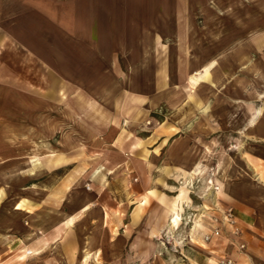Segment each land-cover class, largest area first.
<instances>
[{"label": "crops", "instance_id": "1", "mask_svg": "<svg viewBox=\"0 0 264 264\" xmlns=\"http://www.w3.org/2000/svg\"><path fill=\"white\" fill-rule=\"evenodd\" d=\"M186 179L176 264H264V0H0V264H155Z\"/></svg>", "mask_w": 264, "mask_h": 264}, {"label": "rangeland", "instance_id": "2", "mask_svg": "<svg viewBox=\"0 0 264 264\" xmlns=\"http://www.w3.org/2000/svg\"><path fill=\"white\" fill-rule=\"evenodd\" d=\"M8 98L13 100V96H7ZM14 111H12L13 113ZM13 115V114H12ZM12 115L10 112H8V117ZM123 124L126 125V122L123 121ZM125 127V126H124ZM41 130V128H40ZM187 180V179H186ZM189 179L187 180V183H184L182 185V188L180 189V199L182 198V202H184V205L179 208L177 205V210L174 212L179 215V218L181 220H178V226H167L165 229V232L167 233L165 240H162L163 244L166 246V251L160 256H157L155 264L159 263H167V264H175L177 259V252L176 249H178V246H181L182 236H184L186 233L189 232H195L198 230L197 225L199 227L202 226V218H203V212H205V209L197 206H192V202H199V199L195 193V183L193 182V186L191 187V182H189ZM179 184V183H178ZM180 186V185H178ZM182 193V195H181ZM206 194V193H205ZM202 196V195H199ZM209 197L204 196L202 200L207 201ZM173 201V198L170 199ZM188 202V204L186 203ZM174 204V202H172ZM205 203V202H204ZM175 208V207H174ZM184 242V241H183ZM164 264V263H163Z\"/></svg>", "mask_w": 264, "mask_h": 264}, {"label": "built area", "instance_id": "3", "mask_svg": "<svg viewBox=\"0 0 264 264\" xmlns=\"http://www.w3.org/2000/svg\"><path fill=\"white\" fill-rule=\"evenodd\" d=\"M192 183V182H191ZM193 184H191L192 187ZM86 188L89 189V186L86 185ZM214 190H217V187H214ZM214 208H218L217 205H214ZM219 217L213 218L211 221L213 223V227L208 234H205L202 238L203 243H209L212 239L219 238L224 232L225 229L229 231L233 237H239L241 235V229L239 223L232 212L231 208H226L222 210H218ZM240 250L245 248L244 244L238 245ZM30 250L26 251V255H29ZM219 264H232L231 260H219Z\"/></svg>", "mask_w": 264, "mask_h": 264}, {"label": "bare ground", "instance_id": "4", "mask_svg": "<svg viewBox=\"0 0 264 264\" xmlns=\"http://www.w3.org/2000/svg\"><path fill=\"white\" fill-rule=\"evenodd\" d=\"M222 9V8H221ZM237 12H238V9H237ZM236 12V13H237ZM234 14V13H233ZM228 15V14H227ZM239 16V15H238ZM230 17V16H229ZM230 19V18H229ZM179 50H180V48H179ZM156 209V208H155ZM158 209H156V211H157ZM180 218H179V215L177 214V212L175 213V212H173V214H171V216L169 217V223L171 224V226H178V223H177V221L179 220ZM181 220V219H180ZM168 228V227H167ZM176 264V263H175Z\"/></svg>", "mask_w": 264, "mask_h": 264}]
</instances>
